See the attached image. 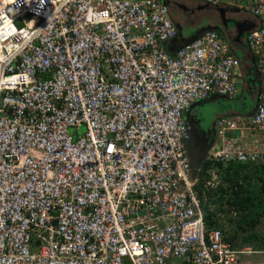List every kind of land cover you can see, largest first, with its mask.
Masks as SVG:
<instances>
[{"label":"built area","instance_id":"1","mask_svg":"<svg viewBox=\"0 0 264 264\" xmlns=\"http://www.w3.org/2000/svg\"><path fill=\"white\" fill-rule=\"evenodd\" d=\"M202 3L255 19L243 41L256 110L218 119L216 137L264 132V0ZM177 34L160 0H0V264H245L262 254L206 224L184 146L183 113L234 97L240 61L216 31L169 55ZM212 149L213 163L264 165V148ZM207 185H220L217 174Z\"/></svg>","mask_w":264,"mask_h":264},{"label":"trees","instance_id":"2","mask_svg":"<svg viewBox=\"0 0 264 264\" xmlns=\"http://www.w3.org/2000/svg\"><path fill=\"white\" fill-rule=\"evenodd\" d=\"M211 171L220 175V185L214 190L207 185ZM195 179L193 190L201 202L208 226L222 229L221 217L217 214L228 215L227 223L232 224L235 230L227 241L233 247H236L233 241L237 232L246 234L244 243L261 242L254 230L264 220V165L234 162L222 165L206 160ZM209 205L216 211L209 213Z\"/></svg>","mask_w":264,"mask_h":264},{"label":"water","instance_id":"3","mask_svg":"<svg viewBox=\"0 0 264 264\" xmlns=\"http://www.w3.org/2000/svg\"><path fill=\"white\" fill-rule=\"evenodd\" d=\"M218 13H224V9H216ZM234 13H238L237 10L233 11ZM208 20L203 18L202 22L191 29H186L185 32H187L189 37H183V30L179 27V32L177 34V37L172 40L170 43L174 44L173 46L177 49H181L184 46L190 45L194 41H196L204 32L206 31H216L226 40L231 41L228 36H226L225 32H222V28L220 26L212 28L211 26L207 25ZM223 28L225 30H228L230 28H233L235 30V36L233 37V40L235 42H239L240 38L245 35L247 31L250 30L251 27H244L243 24L240 21L236 20H228L224 21L222 24ZM198 28V29H197ZM200 28V29H199ZM229 39V40H228ZM173 52V51H171ZM174 53V52H173ZM240 60L245 58V52L243 49L238 50L237 54ZM253 75L249 72V76L246 78L247 86L250 87L248 91H244L247 99L249 98L248 92L254 89L252 85L253 82ZM251 101L250 105H243V106H236L231 104L230 100L226 97L221 96H211L205 100L198 101L193 103L184 113H183V119L186 123V137L184 140V146H185V152L188 162V173H189V181L193 182L197 176V173L199 172L202 164L205 162L207 158V154L211 151L213 148L215 142H216V136L215 132L209 130L207 127L208 119H210V116L205 113L206 109L210 106L216 107V111L218 113H227L228 110L236 109L239 115L242 116H251L255 113L256 110V104ZM196 121L198 125V130L194 129L193 123Z\"/></svg>","mask_w":264,"mask_h":264},{"label":"flooded vegetation","instance_id":"4","mask_svg":"<svg viewBox=\"0 0 264 264\" xmlns=\"http://www.w3.org/2000/svg\"><path fill=\"white\" fill-rule=\"evenodd\" d=\"M160 1L167 8L169 17L171 18L174 26L176 27L177 33L179 32V27L183 31H186V29H191V28L198 26L202 22L203 18H205L208 20L207 25L211 26L212 28L220 26L223 29L222 32H225L226 36H228L229 39L232 38V40L229 41V43L234 44V46H232V51H233L235 58H238V57H236L238 50L243 49L245 53L247 52L246 48H245L244 41H243L244 36H242L240 38L239 42H235L233 40V37L235 36V30L233 28L225 30V28H223V26H222L224 21L225 22L228 20H236L237 22L239 21L238 17H240V16L238 13H234L233 12L234 10L224 9L225 12L221 14V13H218L216 11V9L204 5L202 3V0H160ZM232 32L234 33V35L232 34ZM238 60L240 61V67H242V68L244 67L243 73H242L243 75H242V77L240 76V78H243L245 76L243 78V85H244L243 90L248 91L250 89V87L247 86L246 78L249 76V71L251 69V66L249 69H246L245 67L248 66L249 61L247 60V62H246L245 60H240V59H238ZM255 79H257V78L254 76V78L252 79L254 81L253 82L254 84L252 85V87H254V89L251 90L250 92H248L249 99L253 103L256 102V96L259 92V87H258L259 83H258V81H255ZM230 102H231V100H230ZM215 112H216V107H214V106H210V107H208V109H206L205 113L208 114V116H210V119H208V122L211 121L212 116ZM229 112L230 111H228L225 114L231 115V113H229ZM218 114L225 115L224 113H218ZM226 117H229V116H226ZM219 119H221V118H219ZM217 120H218V118L216 119V121ZM216 121L212 122V124H210V125L207 122L208 129L209 130L211 129V131L215 132V136H216V129H215ZM193 127H194V129L198 130V125H197L196 121L193 123ZM215 138H216V142H217L218 138L217 137H215ZM207 157H208V154H207Z\"/></svg>","mask_w":264,"mask_h":264},{"label":"crops","instance_id":"5","mask_svg":"<svg viewBox=\"0 0 264 264\" xmlns=\"http://www.w3.org/2000/svg\"><path fill=\"white\" fill-rule=\"evenodd\" d=\"M239 16L240 17H238V18L239 19H243V22L250 24L249 26H244V27H246V28L247 27H251L252 28L254 26L255 19H253V18H251L249 16H244V15L243 16L239 15ZM232 34L234 35L233 32H232ZM188 35L189 34L187 32L183 31V37H185V38L189 37ZM223 40H225V39L223 38ZM227 43L230 46L231 55L234 56L233 51H232V46H234V44H232V43L230 44L229 42H227ZM173 45L174 44H172L170 42L165 45V51L169 55H172L173 52L176 49ZM171 51H173V52H171ZM237 59H239V58H237ZM242 60H245L247 62V60H248V53L247 52L245 53V58H243ZM248 61H249L248 66L245 67L246 69H249L250 66L252 67V59L250 57H249ZM243 68L240 67V73H241L240 76L241 77L243 75L242 74L243 73ZM240 76L236 77V79H235V87H236L237 84H242L243 85V78L245 76L243 78H240ZM255 81H258V79H255ZM262 83H264V81H262ZM226 116L238 117V118H240L242 120H247L250 117V116H242V115L234 116L233 114H231V115L225 114V115L219 116L218 119L226 117ZM254 132L257 135H255V136L250 135L249 133H252V132H248V131H236V132H232V133H227L226 136L223 138V140L218 138V141H217L218 142V147L217 148H219L221 146V141L224 142V143L227 142L228 144L233 145V147H235V149H237V150L246 151V152L264 148V132L263 131H259V132L254 131ZM240 134L242 136H244L243 140H242ZM255 233H257V232H255ZM257 234L259 235V233H257ZM239 242H243V240H240ZM257 244L260 245V250H261L262 254H260L258 256H253V257H250V258L249 257L244 258V263L245 264H248V263H250V264H264V244H260L259 242ZM238 245H239V247H238ZM238 245L236 244V246L238 248L245 249L249 244H247V243H243V244L239 243Z\"/></svg>","mask_w":264,"mask_h":264},{"label":"rangeland","instance_id":"6","mask_svg":"<svg viewBox=\"0 0 264 264\" xmlns=\"http://www.w3.org/2000/svg\"><path fill=\"white\" fill-rule=\"evenodd\" d=\"M236 92L237 93H236V95L234 97L229 98L231 100V104L236 105V106H243V105L246 106V105H250L251 104V100L249 98L247 99L245 93L243 92V85L242 84H237L236 85ZM228 111H230L229 113L233 114L234 116H239V114H238L236 109L234 110V109L231 108ZM219 116H221V114H218V112L216 111L213 114L211 121L208 122V124L209 125L212 124V122L216 121V119ZM82 131H83V129L80 130V132H82ZM249 134L253 135V136L257 135L255 132H252V133H249ZM240 136H241V138L243 140L244 136H242L241 134H240ZM217 147H218V142L215 143L212 151L215 150ZM211 173H214V172L211 171ZM217 179H219V181H220V175H218V174H217ZM208 207H209L208 208L209 209V213H212V212L216 211V208L213 207L212 205H209ZM227 221H228V215L225 216V215L222 214L221 219H220V222L222 224V229L221 230H222L223 234L225 235V237H230L231 233H233V230H235V229L233 228L232 224H230V223L228 224ZM255 232L263 235L264 234V225L261 223L259 226H257L256 229H255ZM245 235L246 234L243 235V234H240L239 232H237L236 238L234 239L233 242H235L237 245L239 243L243 244L244 242H239V241L243 240ZM257 243H255L256 246H257ZM238 247H239V245H238Z\"/></svg>","mask_w":264,"mask_h":264},{"label":"clouds","instance_id":"7","mask_svg":"<svg viewBox=\"0 0 264 264\" xmlns=\"http://www.w3.org/2000/svg\"><path fill=\"white\" fill-rule=\"evenodd\" d=\"M252 116V115H251Z\"/></svg>","mask_w":264,"mask_h":264}]
</instances>
